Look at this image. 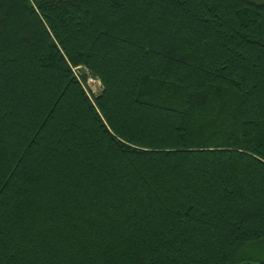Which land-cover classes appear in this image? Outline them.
<instances>
[{
    "label": "trees",
    "instance_id": "trees-1",
    "mask_svg": "<svg viewBox=\"0 0 264 264\" xmlns=\"http://www.w3.org/2000/svg\"><path fill=\"white\" fill-rule=\"evenodd\" d=\"M251 262L264 0H0V264Z\"/></svg>",
    "mask_w": 264,
    "mask_h": 264
},
{
    "label": "rangeland",
    "instance_id": "rangeland-1",
    "mask_svg": "<svg viewBox=\"0 0 264 264\" xmlns=\"http://www.w3.org/2000/svg\"><path fill=\"white\" fill-rule=\"evenodd\" d=\"M88 87H89V91H90L92 96L98 95L102 90V84L98 80H95V79H89L88 80ZM119 245L121 246V248L123 250H125L126 248H127L126 249L127 251L129 250L128 247L124 246L125 244H123L122 241L119 242ZM247 264H257V263L251 262V263H247Z\"/></svg>",
    "mask_w": 264,
    "mask_h": 264
}]
</instances>
